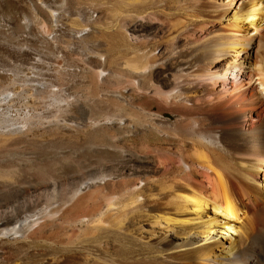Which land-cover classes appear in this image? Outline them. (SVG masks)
Segmentation results:
<instances>
[{
  "label": "bare ground",
  "instance_id": "1",
  "mask_svg": "<svg viewBox=\"0 0 264 264\" xmlns=\"http://www.w3.org/2000/svg\"><path fill=\"white\" fill-rule=\"evenodd\" d=\"M115 5L106 29L130 51L135 40L142 57L113 74L114 89L157 105L146 124L175 147L108 152L81 173L61 170L42 196L49 217L69 208L74 233L54 243L61 264H264V0ZM151 24L161 25L158 37L143 34ZM92 82L101 98L103 72ZM165 114L175 119L155 121ZM12 199L24 205L0 222L15 236L29 222L17 214L41 198Z\"/></svg>",
  "mask_w": 264,
  "mask_h": 264
},
{
  "label": "rangeland",
  "instance_id": "2",
  "mask_svg": "<svg viewBox=\"0 0 264 264\" xmlns=\"http://www.w3.org/2000/svg\"><path fill=\"white\" fill-rule=\"evenodd\" d=\"M116 12L115 0H0V215L24 205L12 199L20 191L25 202L41 198L17 214L14 221L29 222L15 236L3 234L10 224L0 222V264H61L54 243L74 233L69 208L63 217H49L42 197L63 180L61 170L81 173L108 152L175 147L146 124L157 105L114 89L121 78L113 74L142 57L135 40L130 51L118 30L106 29ZM161 28L151 24L143 34L158 37ZM98 71L101 98L92 82ZM169 118L175 119L165 114L155 121Z\"/></svg>",
  "mask_w": 264,
  "mask_h": 264
}]
</instances>
